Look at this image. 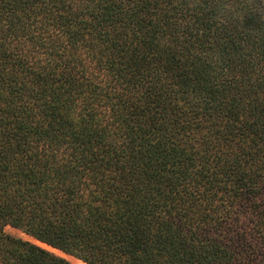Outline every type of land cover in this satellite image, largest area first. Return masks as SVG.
I'll return each instance as SVG.
<instances>
[{
  "label": "trees",
  "instance_id": "trees-1",
  "mask_svg": "<svg viewBox=\"0 0 264 264\" xmlns=\"http://www.w3.org/2000/svg\"><path fill=\"white\" fill-rule=\"evenodd\" d=\"M264 264V0H0V264Z\"/></svg>",
  "mask_w": 264,
  "mask_h": 264
},
{
  "label": "rangeland",
  "instance_id": "rangeland-1",
  "mask_svg": "<svg viewBox=\"0 0 264 264\" xmlns=\"http://www.w3.org/2000/svg\"><path fill=\"white\" fill-rule=\"evenodd\" d=\"M4 231L5 233L11 235V236H14V237H18V238H21L23 240H28L30 242H33L47 250H49L50 252L58 255V256H61L63 258H65L66 260H68L71 264H86L84 262H82L81 260H79L78 258H76L74 255L72 254H69V253H66V252H63L59 249H56V248H53L47 244H44L42 242H39L33 238H31L30 236H28L27 234H25L22 230L16 228V227H12L10 225H6L4 227Z\"/></svg>",
  "mask_w": 264,
  "mask_h": 264
}]
</instances>
